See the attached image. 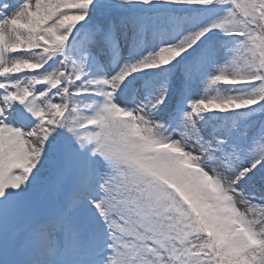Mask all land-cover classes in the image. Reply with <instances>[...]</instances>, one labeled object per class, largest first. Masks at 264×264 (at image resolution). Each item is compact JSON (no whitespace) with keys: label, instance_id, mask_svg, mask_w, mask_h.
Segmentation results:
<instances>
[{"label":"snow or ice","instance_id":"1","mask_svg":"<svg viewBox=\"0 0 264 264\" xmlns=\"http://www.w3.org/2000/svg\"><path fill=\"white\" fill-rule=\"evenodd\" d=\"M0 264H264V0H0Z\"/></svg>","mask_w":264,"mask_h":264}]
</instances>
